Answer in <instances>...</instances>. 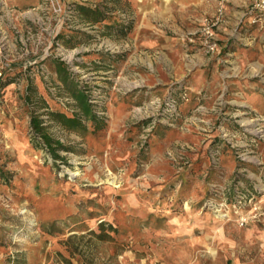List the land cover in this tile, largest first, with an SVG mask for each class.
Here are the masks:
<instances>
[{"label": "rangeland", "instance_id": "374dc122", "mask_svg": "<svg viewBox=\"0 0 264 264\" xmlns=\"http://www.w3.org/2000/svg\"><path fill=\"white\" fill-rule=\"evenodd\" d=\"M59 2L0 0V264H264V11L225 3L206 42L217 0ZM53 58L105 124L40 115L59 157L24 100L78 111Z\"/></svg>", "mask_w": 264, "mask_h": 264}, {"label": "trees", "instance_id": "16d2710c", "mask_svg": "<svg viewBox=\"0 0 264 264\" xmlns=\"http://www.w3.org/2000/svg\"><path fill=\"white\" fill-rule=\"evenodd\" d=\"M78 12L83 15L82 17L89 20L91 23H103V20L106 16H104V11L100 7L91 8L90 6L79 4L76 6ZM116 23H114L113 26ZM106 25V24H103ZM108 25V24H107ZM118 25V24H117ZM112 25H110L111 27ZM117 27V26H116ZM118 28V27H117ZM66 37L65 34H59L58 38ZM68 38V37H67ZM53 67L54 73L58 77V79L65 85L70 93V95L75 100V105L78 109L77 112L67 113L60 109H51L46 104V100L41 96H38L35 92L36 88L32 84L31 78H27L28 80L25 83L24 87V100L26 103L31 105L33 103V99H38L37 108H46L44 112L38 113L36 110L30 111V124L33 132L36 133L42 140L46 149L54 156L59 157L56 154V151L64 146L60 143L59 140H54L46 131V126L43 123V119L40 117L42 114H46L49 119L56 121L61 124L67 130H73L80 133H84L88 130L96 131L101 129L105 124L97 114V112L93 109L92 102L88 94L85 92L83 88L75 84L71 81V72L69 70L68 65L59 58H53ZM17 74H6L0 71V89L2 90L5 87L10 85H16L18 83ZM86 121L89 122V126L86 125Z\"/></svg>", "mask_w": 264, "mask_h": 264}, {"label": "built area", "instance_id": "2783aa9c", "mask_svg": "<svg viewBox=\"0 0 264 264\" xmlns=\"http://www.w3.org/2000/svg\"><path fill=\"white\" fill-rule=\"evenodd\" d=\"M50 7L54 11H60L61 10V4L59 0H46ZM228 0H217V6L216 11L213 18L205 19V26L203 27L202 33L205 37V41L207 42V39H211L213 35L212 26L221 18L223 14V8L224 4ZM251 8L258 11H264V0H251ZM214 44L211 43L209 45L210 48H213ZM1 49V48H0ZM244 219L240 218V222L243 223Z\"/></svg>", "mask_w": 264, "mask_h": 264}, {"label": "crops", "instance_id": "0c3cea01", "mask_svg": "<svg viewBox=\"0 0 264 264\" xmlns=\"http://www.w3.org/2000/svg\"><path fill=\"white\" fill-rule=\"evenodd\" d=\"M227 8H230L231 10H240L245 9L248 6H251V0H228L225 4ZM29 6L27 4H23L22 6L18 7L19 10H26Z\"/></svg>", "mask_w": 264, "mask_h": 264}, {"label": "bare ground", "instance_id": "6f19581e", "mask_svg": "<svg viewBox=\"0 0 264 264\" xmlns=\"http://www.w3.org/2000/svg\"><path fill=\"white\" fill-rule=\"evenodd\" d=\"M76 174V173H75Z\"/></svg>", "mask_w": 264, "mask_h": 264}]
</instances>
